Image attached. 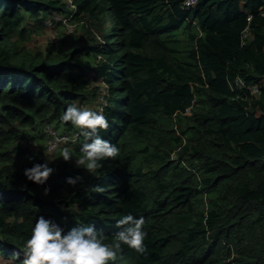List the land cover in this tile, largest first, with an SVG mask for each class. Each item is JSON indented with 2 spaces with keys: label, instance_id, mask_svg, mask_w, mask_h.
Returning a JSON list of instances; mask_svg holds the SVG:
<instances>
[{
  "label": "trees",
  "instance_id": "1",
  "mask_svg": "<svg viewBox=\"0 0 264 264\" xmlns=\"http://www.w3.org/2000/svg\"><path fill=\"white\" fill-rule=\"evenodd\" d=\"M184 1L0 0L5 258L22 264L39 215L66 230L93 223L111 242L131 212L146 250L122 244L109 264H264V0ZM48 22L63 30L32 46ZM102 95L101 134L120 155L96 174L60 156L80 154V132L51 151L48 129L72 136L67 104ZM48 157L47 181L28 179Z\"/></svg>",
  "mask_w": 264,
  "mask_h": 264
},
{
  "label": "clouds",
  "instance_id": "2",
  "mask_svg": "<svg viewBox=\"0 0 264 264\" xmlns=\"http://www.w3.org/2000/svg\"><path fill=\"white\" fill-rule=\"evenodd\" d=\"M102 107L103 105L99 108L85 107L73 102L67 104L61 113V119L70 121L82 134L83 140L79 147L80 154L72 147L65 146L60 156L66 161L75 156L77 166L96 174H99L98 170L103 167L105 160L115 159L120 155L118 144L101 134L102 129L106 130L110 126ZM75 134L70 137L73 138ZM51 159L53 158L48 157L43 162H35L26 167L25 175L30 180L44 184L55 171L49 162ZM79 179H82L79 174L67 178L71 184L77 183ZM94 190L104 191L100 185L94 186ZM50 191V186L45 188L46 193ZM116 223L118 230L115 232V240L109 242L105 240L103 231L93 223L80 224L66 230L53 218L39 215L31 229V235L19 249V254L23 257L22 264H109L116 259L122 244L143 253L146 250L147 235L144 217L129 212L122 215Z\"/></svg>",
  "mask_w": 264,
  "mask_h": 264
},
{
  "label": "rangeland",
  "instance_id": "3",
  "mask_svg": "<svg viewBox=\"0 0 264 264\" xmlns=\"http://www.w3.org/2000/svg\"><path fill=\"white\" fill-rule=\"evenodd\" d=\"M55 20L58 19H62L64 22L67 23V28L68 30H72L74 28V25H71L68 21V19L63 18V17H59V16H54L53 17ZM66 27V26H63ZM63 30L62 26L59 27L57 25L52 24L51 22H48L47 28L41 30V31H37L35 32V35L33 36V38L30 40V44L34 47H41V48H45V46L49 45V42L55 41L56 38L58 37L59 33ZM100 82H96L93 85H98ZM257 91H254V93H256ZM101 102H99L98 100H91L89 106L87 107H94V108H99V106H101V104H103L105 102V98L101 97ZM86 107V106H85ZM0 264H18L16 262H14L11 259H7L5 258L2 254H0Z\"/></svg>",
  "mask_w": 264,
  "mask_h": 264
},
{
  "label": "built area",
  "instance_id": "4",
  "mask_svg": "<svg viewBox=\"0 0 264 264\" xmlns=\"http://www.w3.org/2000/svg\"><path fill=\"white\" fill-rule=\"evenodd\" d=\"M196 2H197V0H185L184 4L190 6L192 4H195ZM251 89L253 91H257L255 87H251ZM48 132L50 134V140L48 142V148L51 151L57 149L58 146H60L63 142L73 140V139L77 138L78 135H79V132L76 133L73 136V138L70 137V136L61 135V134L58 133L57 130H55V129L51 128V127H49Z\"/></svg>",
  "mask_w": 264,
  "mask_h": 264
}]
</instances>
